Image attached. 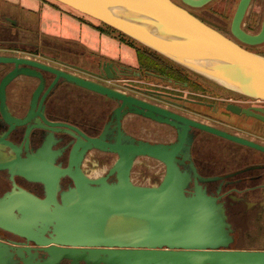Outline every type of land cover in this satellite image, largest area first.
Listing matches in <instances>:
<instances>
[{"label":"water","instance_id":"obj_1","mask_svg":"<svg viewBox=\"0 0 264 264\" xmlns=\"http://www.w3.org/2000/svg\"><path fill=\"white\" fill-rule=\"evenodd\" d=\"M55 1L118 30L188 69L217 78L236 87L243 95L264 100V55L241 46L173 0ZM183 1L201 6L212 0ZM250 1H240L233 31L243 41L257 44L264 41V23L258 35H250L240 27ZM0 64L14 65L0 82L3 113L7 117L9 112L3 99L6 86L13 79L26 74L39 76L44 82L40 73L22 65L56 73L54 83L62 77L122 101L101 136L84 135L85 140H78L67 168L56 167L53 155L47 151L27 161L25 170H15L13 163L18 160L6 164L12 175L22 171L30 179L44 181L49 192L45 200L26 192L8 194L0 200V227L35 243L47 256L35 262L33 248L16 246L20 245L18 242L8 244L0 236V264H56L62 259L97 264H264V250L231 248L236 238L225 204L200 184L199 181L213 178L201 176L192 162L189 125L262 150L264 146L34 60L0 55ZM33 108L28 119L35 114ZM229 108L264 120L248 109ZM127 112L142 113L180 127L178 140L172 144L151 143L127 134L122 128V118ZM41 116L53 124L43 113ZM114 131L117 133L110 135ZM92 149L117 154L107 173L97 178L88 176L82 168L86 153ZM48 155L52 156L51 163ZM142 156L166 164L165 174L157 184L133 182V167ZM185 161L191 162L190 169L182 170L179 163ZM64 175L76 179L79 188L63 193L60 203L55 185ZM111 177L117 182L108 183ZM91 183L97 186H89Z\"/></svg>","mask_w":264,"mask_h":264},{"label":"flooded vegetation","instance_id":"obj_2","mask_svg":"<svg viewBox=\"0 0 264 264\" xmlns=\"http://www.w3.org/2000/svg\"><path fill=\"white\" fill-rule=\"evenodd\" d=\"M173 1L241 46L262 54L264 41L251 44L243 41L233 31V21L241 0H212L201 6H191L183 0ZM263 23L264 0H251L241 21V29L250 35H258L262 31ZM17 36L19 32L14 35L10 28L0 27V45L25 48V52L20 55H0L34 60L93 80L164 111L264 146V141L233 130L252 131L264 138V120L244 111L236 113L229 108V106H238L264 117L263 99L249 98L243 94L234 98L231 93L218 91L216 87L202 81L184 66L160 57L151 50H138L134 47L135 64L127 67L95 54L89 55L84 50L47 52L44 50L48 48L45 47L49 45L47 42L41 45L26 41L19 45L16 44ZM107 66L110 73L106 70ZM21 67L40 73L44 82L39 76L26 74L13 79L6 86L3 99L9 117L3 113L0 91V200L8 194L24 192L45 200L49 188L44 181L30 179L22 171L19 173L15 171L12 175L10 167L6 164L18 160L17 163H13L15 170H25L27 161H32L38 158L40 152L47 151L53 155L56 167L67 168L73 147L78 140H85L84 135L101 136L122 101L68 82L62 77L54 83L57 74L37 66L22 65ZM13 68L12 64H0V82ZM111 80H120L123 84L120 87L115 86L108 83ZM42 82L44 85L41 88ZM32 107L35 114L28 119ZM42 113L53 124L47 123L41 116ZM178 123L184 124V122ZM122 128L137 139L162 144L176 142L180 129L138 112L125 113L122 118ZM116 133L117 131H114L110 135ZM188 133L192 137L190 154L194 166L201 176L213 178L206 182L199 181L200 184L207 188L209 194L219 197L225 204L228 220L236 238L231 248L264 250L248 248L245 243V234L249 229L247 220L264 218V150L193 124L189 125ZM91 152L98 154L93 157V165L106 162L111 155L117 158V154L100 149H92L86 153L82 162L85 173L92 178L105 175L115 161L104 173L89 175L85 163ZM48 156V161L51 163L52 156ZM159 162L166 170V164ZM190 164V161H185L179 163V167L182 170L190 169ZM107 182L112 184L117 180L111 177ZM55 186L56 198L60 203L63 193L79 188L76 179L70 175L62 176ZM89 186H97V184L91 183ZM0 236L8 244L14 245V242H18L20 245L16 246L33 248L31 254L35 262L47 256V253L35 243L28 242L25 238L1 227ZM56 264H97V262L62 259Z\"/></svg>","mask_w":264,"mask_h":264},{"label":"rangeland","instance_id":"obj_3","mask_svg":"<svg viewBox=\"0 0 264 264\" xmlns=\"http://www.w3.org/2000/svg\"><path fill=\"white\" fill-rule=\"evenodd\" d=\"M41 2L43 3L42 11L50 12V14L43 15V27L47 28L52 22L53 25L58 24L60 26V29H57L56 37H50L51 35L47 36V38H51V41H47L49 45L45 46L48 48L44 49L47 52H55L56 50L82 52L84 50L86 53H89V55L95 54L99 57H104L107 60H112L118 65L130 67L132 64H135L134 56L136 50H134V47H136L138 50H151L156 55L173 61L167 56L162 55L161 53L126 36L118 30L101 23L90 16L69 8L68 6L54 0H41ZM0 3L4 4L2 0H0ZM10 10L14 11L15 9L11 8ZM29 16H31L32 19L33 15L29 14ZM35 18H37V16ZM26 33L28 35L30 34L28 30H26ZM262 54L264 55V47ZM186 70L192 71L202 81L216 87L218 91L225 93L229 92L234 98L238 97V95H242V93L221 85L196 71L188 68H186ZM108 83L119 87L123 84L120 80H111L108 81ZM233 130L241 131V133H244L247 136L264 141L263 137L252 131L242 132V130L238 129ZM96 154V152H91L85 163V169L89 175H99L104 173L116 159V156L111 155L106 162H100L99 164L93 165V157L96 156ZM164 174V167L158 160L149 157H140L134 165L132 179L137 184L153 185L157 184L163 178ZM247 222L249 225V229L245 234V243L248 245L247 247L252 249H264V218H250Z\"/></svg>","mask_w":264,"mask_h":264},{"label":"crops","instance_id":"obj_4","mask_svg":"<svg viewBox=\"0 0 264 264\" xmlns=\"http://www.w3.org/2000/svg\"><path fill=\"white\" fill-rule=\"evenodd\" d=\"M2 2L4 4L0 3V27L10 28L14 35L19 32V36L15 38L18 41L16 44L22 45L27 41L31 44L43 45L44 42L51 41V38H47L48 35L54 37L57 29H60V26L53 25V22L47 28L43 27V15L50 14V12L42 11L41 0H2ZM11 8L15 10L11 11ZM29 14L33 15L32 19ZM26 30L29 31V35ZM23 52H25L24 47L0 45V54L20 55Z\"/></svg>","mask_w":264,"mask_h":264},{"label":"bare ground","instance_id":"obj_5","mask_svg":"<svg viewBox=\"0 0 264 264\" xmlns=\"http://www.w3.org/2000/svg\"><path fill=\"white\" fill-rule=\"evenodd\" d=\"M200 74H202V73H200ZM202 75H204L205 77L210 78L211 80H213V81H215V82H217V83H219L221 85H224V86H226V87H228V88H230L232 90H235V91L240 92L239 89H237L236 87L230 86V85L224 83L223 81H221V80H219L217 78H213V77H211L210 75H207V74L206 75L205 74H202Z\"/></svg>","mask_w":264,"mask_h":264},{"label":"trees","instance_id":"obj_6","mask_svg":"<svg viewBox=\"0 0 264 264\" xmlns=\"http://www.w3.org/2000/svg\"><path fill=\"white\" fill-rule=\"evenodd\" d=\"M55 1V0H54ZM57 2V1H56ZM60 3V2H59ZM62 4V3H61ZM64 5V4H63ZM66 6V5H65ZM70 8V7H69Z\"/></svg>","mask_w":264,"mask_h":264}]
</instances>
